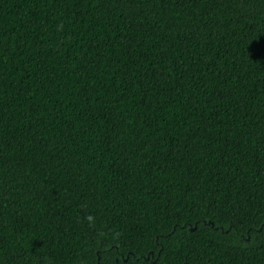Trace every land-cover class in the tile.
Listing matches in <instances>:
<instances>
[{"label":"trees","instance_id":"16d2710c","mask_svg":"<svg viewBox=\"0 0 264 264\" xmlns=\"http://www.w3.org/2000/svg\"><path fill=\"white\" fill-rule=\"evenodd\" d=\"M0 264H264V0H0Z\"/></svg>","mask_w":264,"mask_h":264},{"label":"water","instance_id":"95a60500","mask_svg":"<svg viewBox=\"0 0 264 264\" xmlns=\"http://www.w3.org/2000/svg\"><path fill=\"white\" fill-rule=\"evenodd\" d=\"M211 225L213 226V224H211ZM193 230H195V228H194ZM193 230H192V231H193Z\"/></svg>","mask_w":264,"mask_h":264},{"label":"clouds","instance_id":"9594fccd","mask_svg":"<svg viewBox=\"0 0 264 264\" xmlns=\"http://www.w3.org/2000/svg\"><path fill=\"white\" fill-rule=\"evenodd\" d=\"M89 219H91V217Z\"/></svg>","mask_w":264,"mask_h":264}]
</instances>
